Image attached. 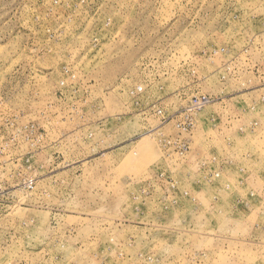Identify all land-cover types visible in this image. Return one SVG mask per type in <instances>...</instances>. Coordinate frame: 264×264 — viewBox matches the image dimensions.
I'll list each match as a JSON object with an SVG mask.
<instances>
[{
    "label": "rangeland",
    "instance_id": "1",
    "mask_svg": "<svg viewBox=\"0 0 264 264\" xmlns=\"http://www.w3.org/2000/svg\"><path fill=\"white\" fill-rule=\"evenodd\" d=\"M0 264H264V0H0Z\"/></svg>",
    "mask_w": 264,
    "mask_h": 264
}]
</instances>
